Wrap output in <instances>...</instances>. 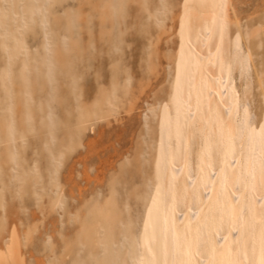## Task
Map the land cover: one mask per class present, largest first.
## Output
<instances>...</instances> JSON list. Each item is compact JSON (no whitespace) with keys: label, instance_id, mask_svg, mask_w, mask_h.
I'll return each instance as SVG.
<instances>
[{"label":"rangeland","instance_id":"1","mask_svg":"<svg viewBox=\"0 0 264 264\" xmlns=\"http://www.w3.org/2000/svg\"><path fill=\"white\" fill-rule=\"evenodd\" d=\"M221 20L237 119L264 156V0H0V264H147L159 241L176 253L178 220L206 193L187 185L198 182L199 130L177 196L160 165L169 126L174 143L197 115L184 85ZM237 151L241 163L250 152ZM223 154L211 150L209 166ZM262 190H243V219L263 211ZM215 216L209 232L226 234ZM253 224L241 226L264 264Z\"/></svg>","mask_w":264,"mask_h":264},{"label":"bare ground","instance_id":"2","mask_svg":"<svg viewBox=\"0 0 264 264\" xmlns=\"http://www.w3.org/2000/svg\"><path fill=\"white\" fill-rule=\"evenodd\" d=\"M200 40H202V45L196 47L194 64L184 85L185 100L195 107L197 115L194 116L192 112L186 114L181 136L174 139V143L172 142L174 128L169 126L166 151L160 168L164 177L168 166L171 165L166 178L172 181L170 192L177 196L175 183L185 175L186 165L190 163L189 155L195 137L194 131L199 130L201 146L199 145V158L198 153L196 157L199 159L200 170L197 176L198 182L192 184L187 181V185L189 188L196 187V190L204 189L206 193L196 215L190 214L185 219L178 220L180 227L176 232V253H171L167 258L163 252L162 243L159 241L154 247L152 260L147 264H156L158 260L162 261L161 264H258L256 262L257 251L250 248L249 242L253 240L250 229L244 231L241 225L246 226L247 223L253 224L254 222L253 225L264 227V209L261 212L253 208L249 219H243L242 197L246 186L255 192L264 189V156L261 152L257 154V157L253 153L250 123L247 121L239 124L237 119L233 89L228 84L229 76L232 74L230 67L233 62L225 61L227 60L225 56L231 49L228 47L231 40L227 23L221 20L215 26L209 39L204 35L200 37ZM203 49H207L208 52L205 53ZM242 142L250 152H246L244 161L241 163L237 160L236 154ZM175 148L178 152L177 159ZM218 148L224 149L222 165L220 168L213 169L209 166L212 158L210 154L211 150L218 151ZM179 159L183 162L178 166L177 171L175 170L177 162L173 161ZM220 171H223L222 175ZM243 185V190L240 191L238 188ZM167 188L162 187L164 192ZM260 193L257 194L256 201H260V198L264 196V193ZM209 213L214 216L218 215V219L223 218L231 229L228 227L230 230L226 234H222L221 230L214 233L210 230L212 231L210 233L209 226H214L216 221L214 219V223H210ZM237 231L240 234H246L244 241L240 235H237ZM207 246L211 249L209 258L199 254V248L206 249Z\"/></svg>","mask_w":264,"mask_h":264}]
</instances>
